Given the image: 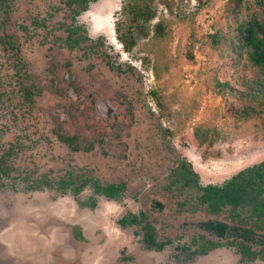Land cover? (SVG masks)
<instances>
[{
  "label": "rangeland",
  "instance_id": "rangeland-1",
  "mask_svg": "<svg viewBox=\"0 0 264 264\" xmlns=\"http://www.w3.org/2000/svg\"><path fill=\"white\" fill-rule=\"evenodd\" d=\"M261 1L239 0L241 15ZM132 2L90 1L72 19L64 0H0V264H264L225 241L193 253L200 223L231 213H208L178 180L182 163L203 186L264 161V122L242 113L264 103L259 69L213 40L236 37L237 3L138 0L153 16L134 22ZM75 25L89 38L69 49ZM104 98L117 112L91 117ZM120 181L115 198L91 184ZM146 222L169 242L147 247Z\"/></svg>",
  "mask_w": 264,
  "mask_h": 264
},
{
  "label": "trees",
  "instance_id": "trees-1",
  "mask_svg": "<svg viewBox=\"0 0 264 264\" xmlns=\"http://www.w3.org/2000/svg\"><path fill=\"white\" fill-rule=\"evenodd\" d=\"M90 1L95 0H64V5L72 12L77 14L87 8ZM237 8L234 10L235 20L237 25L233 27V35L236 36L231 42H226V37L223 34L213 35L214 43L222 47V49L230 50L231 44L235 45L237 54H241L259 69L261 79L259 80L260 96L264 95V0L260 5L255 6L252 10L246 7L247 16L244 18L241 11L243 7L239 4V0H235L234 4ZM130 14L132 20L137 22L140 18L148 19L153 16L152 11H148V7H141L138 0H133L130 3ZM72 14V18H73ZM81 26L66 27L68 33L65 39L66 46L72 49L78 41L88 39L86 33H79ZM230 35V38L233 36ZM224 38V39H223ZM259 95H253L256 99ZM243 117H251L261 119L260 123L264 122V103L259 108L253 109L247 107L242 110ZM253 114V115H252ZM202 129H195V137L200 143L206 140ZM207 133V129H205ZM210 144L211 141H208ZM181 167L178 180L183 185H193L199 189L198 201L203 204L206 211L210 214L218 215L221 212L229 211L231 213V221L226 219L208 218L200 223V226L208 233L209 236H201L202 240L194 239L195 248L193 253L206 254L209 249L221 245V241H225L229 245H235L237 251L242 258L254 260L258 256L264 257V161L247 166L231 177L223 181L222 184H206L198 185L196 174L188 168L185 163L179 165ZM90 182L89 179L83 180L81 183ZM71 182V178L60 179L59 184L66 186ZM94 190L98 193H103L108 197L115 198L123 189L122 181L100 185L97 182H92ZM77 190V189H76ZM161 207V203H156ZM246 209L245 214H241V210ZM144 218V214L140 216L134 214L121 217L118 222L120 225L140 223ZM144 235L143 240L147 247L159 249L164 242L169 240L158 241L155 237L154 227L146 222L143 225ZM210 234L212 236H210ZM204 239V240H203ZM255 247V248H254ZM257 247V248H256Z\"/></svg>",
  "mask_w": 264,
  "mask_h": 264
},
{
  "label": "flooded vegetation",
  "instance_id": "flooded-vegetation-1",
  "mask_svg": "<svg viewBox=\"0 0 264 264\" xmlns=\"http://www.w3.org/2000/svg\"><path fill=\"white\" fill-rule=\"evenodd\" d=\"M79 13L73 14V18L75 17L74 15H78ZM71 18H72V16H71ZM86 40H88V39H86ZM81 42L82 41H78V44L77 45H74L73 48H75L76 46H78ZM73 90L74 89L72 88V86L69 87L68 88V93L70 94V96L72 97L73 100L79 99V95L76 94L77 93L76 90H75V94L71 93ZM93 106H94V111H92L93 114L91 115V117L92 116L93 117H97V115H100V116H103V117H108L109 115H111L113 113H116L117 110H118V104H116L115 102H113L111 99H107V98L96 100V102H95V104ZM87 125H91V124L88 123ZM51 131H54V130L51 129ZM55 131H57V130H55ZM57 136H58V140L60 142L67 144L68 146L72 147L73 149L74 148L75 149L77 148V146H73L74 140L78 138V136H76L75 134L72 133V134H68V135H61V133H60ZM68 178H71V181H73V177H70V174L69 173H67V175L65 176L64 179H68ZM87 183L89 184L90 182L88 181ZM77 190H79V189L77 188Z\"/></svg>",
  "mask_w": 264,
  "mask_h": 264
}]
</instances>
